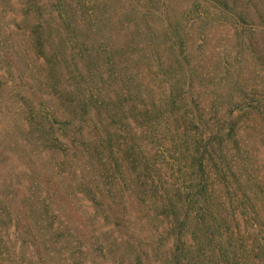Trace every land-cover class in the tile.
<instances>
[{
    "label": "trees",
    "instance_id": "16d2710c",
    "mask_svg": "<svg viewBox=\"0 0 264 264\" xmlns=\"http://www.w3.org/2000/svg\"><path fill=\"white\" fill-rule=\"evenodd\" d=\"M39 2L30 1L36 11ZM213 7L216 17H224L243 35L254 29L264 34V0H214ZM198 16L201 21L213 18L210 13ZM160 18L170 38V55L180 69L179 73L163 71V76L169 78L165 79L168 90L163 97L149 104L141 93L133 97L123 80L117 82L122 88L113 91L114 98L102 94L100 89L88 94L95 75L90 70H77L75 84L66 93L70 99L64 107L59 108L57 103L32 106L28 102L23 121L26 141L21 145L13 135L6 138V144L15 153H22L21 158L29 165L24 173L29 187L21 201L25 221L22 216L16 217L15 224L21 223L22 233L27 237L24 245L31 253L40 250L43 263L52 264L46 257L55 248L71 242L75 233L84 232L75 227L77 217L84 219L83 227L93 225L99 209L106 210L105 219L114 214L109 221L114 238L108 244L112 248L116 243L123 245L129 254H136L140 264H264V177L259 174L252 177L253 160L233 121L240 110L246 113L258 110L264 98H248V93L239 91L237 96L245 103L240 105L236 101L227 105L226 118L223 116L224 119L209 125L202 103L194 98L192 76L196 72L187 68L184 61L185 45L179 27L171 24L166 12ZM195 25L193 22L192 26ZM42 28L35 27L30 46L40 42ZM68 30L72 35L78 29L71 26ZM139 44L141 41H127L118 49L105 47L104 52L113 63L116 56L132 51ZM53 51L56 56L55 48ZM86 56L87 53L81 54L83 66L92 67L88 64L92 57ZM170 66L171 63L166 67ZM37 94L30 93L32 97ZM122 110L128 111L122 112L124 119L115 121ZM168 115L184 118L181 127L171 132V142L181 155L179 184L163 177L169 155L163 130L164 116ZM86 145L96 152L105 149V156L97 153L100 158L91 154L98 161L97 167L88 164ZM74 161L82 162L81 167L92 174L85 177L88 176L85 171L58 173L59 164L70 165ZM108 175L110 179L104 177ZM97 178L105 180V185L95 182ZM71 185L76 187V195L70 193ZM109 199H119L120 203ZM79 204L86 209L84 215ZM150 204L160 212L158 218L163 225L155 228L157 240L146 242L142 237L146 227L139 224L149 217L130 207L137 205L145 210ZM83 241L86 245L80 251L87 258L80 264H112L108 259L112 254L110 246L100 243L93 251V245Z\"/></svg>",
    "mask_w": 264,
    "mask_h": 264
},
{
    "label": "rangeland",
    "instance_id": "374dc122",
    "mask_svg": "<svg viewBox=\"0 0 264 264\" xmlns=\"http://www.w3.org/2000/svg\"><path fill=\"white\" fill-rule=\"evenodd\" d=\"M30 1L0 0V264H47L40 260V250L31 253L24 245L27 237L22 233V225L20 222L17 226L15 224L16 217L21 219L22 216L25 221L21 201L29 187V180L24 177L29 165L21 158L22 153H15L16 150L6 144V138L13 135L21 145L26 141L28 135L23 131V121L28 102L32 106L57 103L59 108L64 107L70 99L66 93L75 84L77 70H90L95 75L94 86H88V94L100 89L102 94L114 98L113 91L122 88L117 82L123 80L131 88L133 97L141 93L149 104L163 97L168 90L165 79L169 81L163 76V71L180 72L177 61L170 55V38L160 18L165 16V12L171 24L179 27L185 45L184 61L187 68L196 72L192 76L195 81L194 98L202 103L209 125L226 118L227 105L236 101L240 105L245 103L239 100V91L248 93V98H264V34L254 29L243 35L224 17H216L214 0H40L39 11ZM202 13H210L213 18L201 21L198 15ZM193 22L195 26H192ZM40 25L43 27L42 38L39 43L30 46L28 43L33 40L35 27ZM71 26L78 29L72 35L68 30ZM59 37L65 40H59ZM143 40L148 41L143 43ZM127 41H141V44L116 56L113 63L109 62L112 60L104 52L105 47L118 49ZM83 52L87 53V58L92 57L91 63L88 62L92 67L83 66L85 60H80ZM169 63L170 70L166 67ZM54 65L58 66L57 70L52 69ZM120 76L122 78L118 79ZM32 91L37 92V96L32 97ZM73 102L78 104L75 99ZM14 112H18L17 115ZM122 112L128 111L118 112L115 121L124 119ZM183 121L182 115L176 118L164 116L163 130L168 139L169 155L163 177L176 184L182 178L178 162L181 155L171 142V132L179 129ZM233 121L240 129L245 149L253 160L252 177L257 174L264 177V104L249 113L238 111ZM88 147L85 146L89 149L85 154L90 158L88 164L97 167L98 161L96 158L93 160L91 154L105 156V149L100 148L96 152L94 147ZM81 159L83 162L86 160L84 156ZM81 164L78 161L70 165L59 164L58 173L79 174L85 171L88 173L85 177H89L91 170H86ZM104 177L110 179L111 176ZM95 182L105 185V180L97 178ZM75 188L72 185L69 187L72 195H76ZM109 200L120 203L119 199ZM131 208L141 211V216L149 217L139 224L146 227L142 230L143 239L146 242L156 241L158 232L155 228L163 225L157 208L151 204L145 210L137 205ZM79 210L81 213L86 211L84 207ZM105 212L98 209L97 222L85 227L84 219L77 217L75 220V217V227L84 232L75 233L71 242L55 248L46 261H53L52 264L84 262L87 257L80 251L86 245L83 240L93 245V251L100 243L110 246L108 243L114 238V233L109 221L114 214L105 219ZM81 234L83 236H79ZM116 245L114 248L110 246L112 254L108 259L112 264H140L136 254H129L121 244Z\"/></svg>",
    "mask_w": 264,
    "mask_h": 264
}]
</instances>
